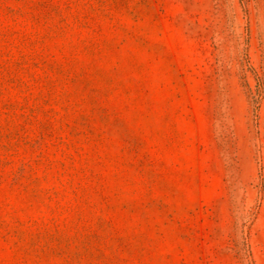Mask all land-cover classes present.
Returning a JSON list of instances; mask_svg holds the SVG:
<instances>
[{
	"label": "rangeland",
	"instance_id": "1",
	"mask_svg": "<svg viewBox=\"0 0 264 264\" xmlns=\"http://www.w3.org/2000/svg\"><path fill=\"white\" fill-rule=\"evenodd\" d=\"M0 264H264V0H0Z\"/></svg>",
	"mask_w": 264,
	"mask_h": 264
}]
</instances>
